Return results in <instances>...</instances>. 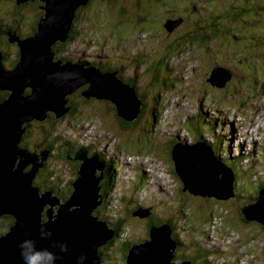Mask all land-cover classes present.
<instances>
[{
  "label": "rangeland",
  "instance_id": "obj_1",
  "mask_svg": "<svg viewBox=\"0 0 264 264\" xmlns=\"http://www.w3.org/2000/svg\"><path fill=\"white\" fill-rule=\"evenodd\" d=\"M114 1L118 3L123 0ZM125 1L126 7L123 5L120 6V10H123L121 12L125 14V18L122 19L120 17L122 21H120L118 25L115 24V22L117 23V18L120 14H118L116 10H108L103 13L102 10L99 9L101 4H103L102 7L105 4L108 7L110 1L95 0V2L85 8L83 12L79 11V17H81V19L79 20L78 17L75 20L76 27L74 30L76 33H74L69 40L61 42L63 46L54 53V58L63 60L61 57L71 56V58H74L76 54H81L87 56L86 59H91V56H96L101 59L104 65L108 63L110 68H117L118 65L123 66L125 68L122 72L124 75H128L130 79H134L135 75L139 77L136 87L139 92L151 100H148L151 105H157L159 103L161 106L162 103L163 109L156 124H154L153 127L146 126L145 119L141 117L140 119L136 118L128 121L130 124L126 127H122L123 123L121 120L125 119L118 116L115 105L111 101L106 98L90 97L88 102L79 101V106L74 112L69 113L66 111L58 117L54 115V120L50 119L47 121L42 119L43 124L41 125L40 123L32 124L31 127L28 128V134L25 136L24 143L28 145V147H31L32 152L38 153V151L34 149L37 147L36 144H41V149L39 147L37 148L40 150L46 149L53 154L54 158H45V166L53 170L58 177L60 175L62 181L60 183L61 188L64 186L63 184H66L64 181L73 179L68 168L74 169V166L67 163L65 157L62 156L63 150L61 148L63 145L72 147L73 149L80 145H87L89 147L87 150L90 155L96 152L99 153L100 150L105 149L111 151V148L115 146L114 152L119 163L122 177L118 178L116 175L115 181L117 182H115L108 191V197L110 196L111 200L114 199V204L110 203L108 208L114 210L115 205H118L124 217V229L123 231L120 230L114 242L104 249L108 259H106V262L102 261L100 264H125L124 254L126 250L124 249V245L126 243L124 244L123 241L132 242L134 244L142 242L148 237L150 227L149 219L132 214L138 204L151 206L152 218L154 221H165L167 218H170L171 221L176 224L171 227L173 233L181 240L183 239L184 243V246L175 250L176 260L178 262L180 261L179 257L188 252V249L190 255L195 253L192 256L199 259V263L194 261V264H208L207 262H210V264H220L223 262V259H216V255L212 257L206 255L203 257L204 253L203 255L197 254L195 251L196 246L191 243V240L196 241L197 238L190 239L188 237V235L196 233L198 226H208L215 223L218 224H215L214 231L220 226L219 223H222V225H225L223 235L225 237L231 235L238 241V245L234 250L241 253L243 256L238 260L237 264L247 263L246 259L250 260L255 256L258 257V261L262 262L264 259V230L259 226L261 224L256 221H242L241 207L253 201V197L257 195L256 191L261 189V185L259 184L264 181V156L259 160L258 158L261 156L260 152L262 150H257V146L264 147V93L261 88H259L257 94H248L249 100L247 98L246 104H244L242 100L236 99L232 110L228 111V109H225L226 105L216 101L218 97H220L219 100H221L222 98L225 99L226 96L230 98L228 96L230 93L235 94V92L240 93L241 91H245L242 94L240 93L239 96L244 98L247 89L240 86L243 81L236 80V82H233V77L227 80L224 87H218L209 82L211 71L214 68L220 67H214V63L218 61L217 56L219 52L207 51L204 45L197 41L190 46H184L181 53H179L178 50H174L173 53L169 54L162 50L166 45L168 47L170 44H173L175 36L173 33L174 31L169 32L164 27L172 11H174L176 15H186L188 7H192L193 4V6L196 7L199 0H175L160 5V12L156 13L153 10L154 16L152 17L157 18L153 20L151 17L153 20L152 24L154 27L156 25L157 29H161V31H157L156 34H150L144 27L141 28L142 31H139V27L136 24L140 22H132L130 19L136 12V9H134L135 7H130L132 3L128 0ZM201 1L207 3L211 0ZM220 1L222 0H217L218 3H220ZM258 1L260 6L257 8H264L261 7L262 5L264 6V0ZM15 3V0H0V18L7 19L11 15ZM152 9L153 8H151V10ZM144 11L142 14L145 13ZM26 13L27 9L21 8L12 14V16L18 18L17 27L20 33H24L27 29V26H25V28L24 25L20 26L21 22L26 23L28 21L23 15H26ZM261 15L264 16V13L262 12ZM258 16H260V13H258ZM177 18L180 17L177 16ZM263 23L264 20H260L259 25L264 26ZM152 24H150V27H147L151 28ZM146 25L148 24L141 23V26ZM135 27H138V29H134ZM3 35H5V33H0L1 39L4 38ZM129 35H133V37L130 38L129 41L124 42L123 37ZM215 41H220V39L215 38L214 41L211 42V45L212 43L214 44ZM206 47H208V45H206ZM0 48L3 49L6 54V60H4L5 68H11L14 66V62L16 63L19 59V55H17L18 51L20 53L18 45L17 47L13 45L12 47H5L1 42ZM236 49L241 52L244 51L239 44ZM140 51L144 53L146 59L149 58V60H146L144 64L141 63L137 67L134 62ZM151 51L153 52L150 53ZM159 56L164 58L168 57L166 61L172 69L169 71V74H173L174 72L173 79L177 78V85L175 84L169 87L168 90L164 85L158 84L160 81H153V79L150 78L149 74H151L152 71H145V66L151 61V58H159ZM233 59H235V56L228 54L224 55L221 61H232ZM222 62H220L221 65H223ZM248 62L253 65H258L261 71L260 73L264 77L263 57L256 55L252 56V58L248 59ZM239 63L242 64V62ZM226 67L228 66L226 65ZM159 92L161 93L158 96L156 104H154V99L152 100V98ZM233 96L235 98L237 97V95ZM77 98L79 99V97ZM200 111H204L210 119L217 118V121H221V129L226 128V126H223V119L230 118L234 121L237 126L238 137L233 140L232 147L242 144L241 150L243 149L244 153L245 149L253 144L256 155L252 156L251 160L256 163L261 161L259 165L254 163L256 169L255 176H257V178H253L250 182H248L246 178L247 170H241L243 171L242 175L239 170L238 173H236L234 168L230 166L234 174L233 192L235 195L226 200H218L213 196H195L183 191L181 189L179 177L173 173L174 163L169 158L171 144H173V136L180 135L188 137L187 134L193 136L192 129H194V125L200 127L198 121L201 119L196 115ZM193 115H195L193 121L187 120L189 116ZM73 126L77 128L72 129ZM45 129L47 133L43 134L42 131ZM73 134H75V136H70ZM44 145L51 146V148H47ZM127 152L129 155L138 153L148 155L149 158L145 157L141 159L140 164L141 167L145 168L149 173V178L146 180L148 182L146 188L149 193H145L143 191L144 188L141 187H129V184L136 179V172L139 173L141 170L140 165H137L135 159L130 157L128 158L129 162L126 160L125 155ZM221 160L225 162L224 159ZM61 162H63L64 165L66 164L67 170L66 167L60 165ZM244 165L246 166L245 162ZM251 176L250 174V177ZM52 177L54 178V176H51L49 181L54 183L55 180H53ZM42 180V177L37 176V181ZM36 184L38 185V182ZM247 184H251L253 189L252 193H250L251 190ZM42 191H44V189ZM160 194L163 197H161ZM218 201L221 202L219 205L222 206L220 210L216 209L214 205V203ZM211 207L212 211H214L213 214L217 211L225 216H223L224 218L222 219L212 216L213 222L204 223V220L210 215ZM223 209L229 210H226L224 214ZM98 213L100 216V212ZM152 222L153 221H151V223ZM219 234H221L220 231ZM209 238L211 243L215 242L214 239L211 237ZM221 245L224 250L226 245L223 243H221ZM232 245L233 242L231 243V246ZM236 254L235 252L229 253L230 257L225 260L236 262ZM202 257L204 258V262L201 259ZM211 259L212 261H210Z\"/></svg>",
  "mask_w": 264,
  "mask_h": 264
},
{
  "label": "water",
  "instance_id": "obj_2",
  "mask_svg": "<svg viewBox=\"0 0 264 264\" xmlns=\"http://www.w3.org/2000/svg\"><path fill=\"white\" fill-rule=\"evenodd\" d=\"M42 1L45 13L32 36L23 39L11 28H0V33L8 34V41L17 43L20 50L12 69L3 67L0 51V91L8 93L0 101V216L14 217L0 235V264H25L20 246L26 241H34L38 251L55 254L58 258L54 264H100L103 258L99 248L115 236L106 220L95 213L103 202L105 162L96 153L90 155L87 148L74 151L72 158L80 161L76 179L69 183L72 190L67 199L59 201L52 190L41 192L34 183L47 150L36 154L19 143L26 123L42 121L49 112L58 117L68 111L67 96L83 86L82 95L108 99L118 116L127 121L137 118L141 100L136 89L116 71L54 58L53 46L66 40L76 9L89 0ZM179 22L167 20L165 27L171 31ZM229 78L231 74L219 67L211 71L209 82L223 87ZM69 148L62 146V156L70 157ZM171 154L183 191L218 200L235 195L232 168L210 145L202 140L191 144L176 141ZM241 212L247 221L264 226V185ZM150 213L148 209L132 212L140 217ZM60 246H66V251H60ZM176 246L168 222L151 225L144 241L132 243L126 264H192L189 259L176 260Z\"/></svg>",
  "mask_w": 264,
  "mask_h": 264
},
{
  "label": "trees",
  "instance_id": "obj_3",
  "mask_svg": "<svg viewBox=\"0 0 264 264\" xmlns=\"http://www.w3.org/2000/svg\"><path fill=\"white\" fill-rule=\"evenodd\" d=\"M98 1H101V0H98ZM107 1H110V3L107 2L110 5H108L107 7L106 4L104 3L105 5L102 7L103 4H101L99 6V9H101L103 13L108 10H116L117 13L120 14V16L117 18L118 19L117 23L115 22L117 19L114 22L115 24L118 25V23L122 21L120 17L122 19L125 18L124 17L125 14L121 12L123 10H120L121 9L120 6L122 5L125 6L126 1L123 0L118 3H116V1L114 0H107ZM128 1L132 3L130 7L132 8L135 7L134 9H136V12L134 13L133 16L130 17V19L132 22L133 21L140 22L139 24L138 23L136 24L139 27V31H142L141 28L144 27L147 32H150V34H156V32L161 31V29L160 30L157 29V26L155 25L154 27L152 24L153 20H155L154 18H157V17H154V18L152 17L154 16L153 10L156 13L160 12L161 11L159 9L161 7L160 5H164V4L170 3L171 1H175V0H142V1L141 0H134V1L128 0ZM93 2H95V0H90L89 3L81 7H84V6L87 7ZM193 5L190 8L188 7V10H187L188 12L186 13V15H182V16L176 15L175 12L172 11V14L170 18H168V20L176 19L177 16H179L180 18H177V19H180V22L177 24L179 26L176 25L171 30V31H174L173 33L175 34L174 39H173V44H170L168 47L166 45V47L162 50L168 52L169 54L173 53L174 50H178L179 53H181L183 51L182 48H184V46H190L193 43H195V41H197L198 43H202L207 51H215V53L219 52L217 56L218 61L214 63V67L216 66L223 67L231 74V78L233 77L232 78L233 82L234 81L236 82V80H240L241 82L243 81L240 86H243L242 88L247 89L246 95L244 98L242 96L241 97L239 96H240V93L242 94L245 91H241L240 93L235 92V94L230 93V95H228L230 98H227L226 96V98L224 97L225 99L222 98L221 100H219L220 97H218L216 101L221 102L222 104L226 105L225 109H228V111L232 110L236 99L242 100V102L246 104L248 94H257V90L259 88H261L262 92L264 93V77L261 75L260 73L261 71L259 70L258 65H253L252 63L248 62V59L252 58V56H255V55L264 58V35H263L264 26L259 25L260 20H264V16L261 15L262 12L264 13V8L262 9L257 8L258 6H260L259 1L258 0H222L220 1V3H218L217 0H211L206 3V2H202L201 0H199V3L197 4L196 7ZM150 7L153 9L151 10ZM261 7H264V6L262 5ZM77 10H76V13H77ZM143 11L145 12L144 14H142ZM258 13H260V16H258ZM78 17H79V13L77 15V18ZM151 17L153 18V20ZM78 19L80 20L81 17H79ZM141 23L148 24V25L141 26ZM150 24H152L151 28H148L147 26L150 27ZM138 27H135L134 29H138ZM164 27H165V24H164ZM72 29L73 27H71L68 33V36H69L68 40L74 34V32H72ZM215 38H219L220 41H215V43L214 44L212 43L211 45V42L214 41ZM238 44L241 47V49H244L243 52L236 49ZM61 45L62 43L58 42V44L54 46V49L56 51L57 49L60 50ZM206 45H208V47H206ZM152 52L153 51H151L150 53ZM139 53L140 54L137 55L136 60L134 62L135 66L137 67L141 63L144 64L146 60L147 61L149 60V58L146 59V56L144 55V53H141V51ZM228 54L235 56V59H233L232 61L222 62L221 59L223 58V56L228 55ZM61 58H63L64 61H67L70 59L66 56L61 57ZM167 59L168 57L164 58L160 56L159 58L158 57L151 58V61L145 66V71H152V73L149 74L150 78L153 79V81H160L158 84L164 85L166 89L168 90L169 87H172L175 84L177 85V78L173 79L174 72L173 74L172 73L169 74V71L172 69L171 67H169L170 65L168 64V62L163 63L164 60H167ZM74 61L85 63V65L87 66L96 65L97 67H100L104 71H113V72L116 71L117 75L123 81H125L126 83L130 82L129 84L136 89V93L141 100L140 112L137 118L138 119H140L141 117L144 118L146 121V126H149V127H153L154 124H156L157 120L161 116V111L163 109L162 103H161V106L159 103L157 105H151L149 103V101L151 100L138 91V88L136 86L138 84L137 80L139 79V77L135 75L134 79H129V80L125 79L123 78L124 74L122 73L125 70L123 66L118 65L117 68H110L108 63L104 65L101 59H98V58L93 59V60L86 59V58H76ZM220 62H222L223 65H221ZM239 62H242V64H240ZM226 65L228 67H226ZM84 88L85 86L75 91V93L67 96V100H68L67 106L70 107L68 111L69 113L77 110V107L79 106L78 105L79 101L88 102L90 100V98H86L85 96L82 95V90ZM160 93L161 92H159L154 98H152V100L154 99L153 100L154 104H156ZM7 94L8 93L6 91H0V101H2V99H4L7 96ZM233 95H237V97L235 98ZM77 97H79V99ZM196 115H198L201 120L198 121V123L200 124V127L197 125L196 126L194 125V129H192L193 136L189 134H187L188 137L174 135L173 141H179V142L188 143V144H191L198 140L205 141L208 145H210L214 149L215 155L219 159H224L225 163L228 166H231L232 168H234L236 173H238V170H239L242 174L243 171L241 170H247L246 178L248 182H250L253 178H257V176H255L256 169L254 165V163L256 162H253L251 160V157L256 155V152L253 148L254 145L252 144L250 147H247L244 153H243V149L241 150L242 144H240L239 146L232 147L233 140L237 139L238 137L237 136V126L235 122L232 121L230 118L223 119V126H226V128L221 129V121H217L218 120L217 118L215 119L208 118L207 114L204 111H200ZM194 117L195 115L189 116L187 120L193 121ZM50 119L51 120L55 119L53 114L51 115V118L47 116V121ZM121 121L124 124V125L122 124V127L123 126L126 127L128 124H130V122H128L127 120H121ZM37 123H40V125L43 124V122L36 121V120L25 124L26 126L25 132L23 134V138L21 142L19 143L20 146L31 149V147H28V145L24 143L25 136L28 134V128H30L32 124H37ZM42 132L43 134L47 133L46 129L43 130ZM46 141L48 142L47 139ZM36 146L41 149V144H36ZM44 146L51 148V146H46V145ZM37 147H35V149L39 150V148ZM258 149L262 150L260 152L261 156H259L258 158L260 160L262 156H264V147L257 146V150ZM111 154L112 155H110L106 150H100V152L98 153L99 158L105 162L106 166L104 169L105 177L101 182L102 184L101 193L103 196L102 198L103 202L97 208V210H95V213L99 215L98 212H100L101 214L100 217L101 218L103 217L104 220L108 222V225L112 227L116 231V234H117V235L115 234V236L111 240H109L107 244L99 248L100 254L103 258L102 261H105V262H106V259L108 258L106 256V252L104 251V249L108 247L109 245H111L114 242L115 238L118 237V232L120 230L123 231L124 229L123 228L124 227V217L120 209L118 208V205L117 204L115 205L114 210H110L108 208V205L110 203L114 204V199L111 200L110 196L108 197L109 195L108 191L112 188V186L116 182L115 178H116L117 172L119 173L120 171V169L118 168V161L116 159L115 153H111ZM106 155L108 157H106ZM169 158L173 162L171 153H169ZM244 162L246 166L244 165ZM259 162L261 163V161ZM259 162L256 164L259 165L260 164ZM79 163H80L79 161H76L75 165L78 167ZM116 165L118 169L116 168ZM173 168H174V164H173ZM140 169L141 171L137 173L136 179H134L130 183V186L133 188L134 187L145 188V193H149L148 189L146 188L148 186V182L146 180L149 178V173L145 171L141 166H140ZM76 170L77 168L74 170L75 176H76ZM173 173L174 175L177 176L174 169H173ZM250 174L252 175L251 177H250ZM37 176L42 177L43 180L37 181ZM51 176H54V178L52 177V179L55 180L54 183L52 181H49ZM37 182H38V185L36 184ZM61 182L62 181H61L60 175L59 177L55 175L54 171L49 169L47 166H43L42 168H40L37 174L35 175V185L40 186L41 189H50V190L56 191L58 189H61L60 187ZM64 182L66 184L62 183L64 185L62 186L63 187L67 186L68 188V182L67 181H64ZM247 185L249 189L251 190L250 193H252L253 189L251 187V184H247ZM259 185H261L260 188L263 187L264 181H262V183H260ZM181 189H182V183H181ZM71 190L72 188L70 185L69 189L67 190V193H68L67 196L69 195ZM258 191L256 192L258 193ZM67 196L64 195L62 197L65 198ZM160 196L163 197L161 194ZM254 199L255 197H253V200ZM219 203L221 202L218 201L214 203L216 209L218 210L222 209V206L219 205ZM140 207L146 208L147 206L138 204L137 207H135L134 211L138 210ZM226 210H229V209H223L224 214ZM213 212L214 211H212V207H211L210 215L207 219H205L206 221L204 220V223L213 222L211 218L212 216L219 217L220 219L224 218L223 216H225L221 212L218 213L216 211L215 214H213ZM152 217H153L152 211L149 215L145 216V218L149 219V226L154 225V224H160L163 222H168L171 227L176 225L171 221L170 218H167L165 221H154ZM241 220L247 222V220L244 218L242 213H241ZM151 221L153 222L151 223ZM13 222H14V217L12 215L6 214V215L0 216V235L5 233ZM208 226H211V225H208ZM222 226L225 227V225H222ZM259 226L264 230L263 225H259ZM209 229L211 230V228L207 226H198L196 229V233L193 234L194 236L188 235L190 239L197 238L196 241L191 240V243L196 246L195 247L196 253L199 255H203L204 253L203 257H205L206 255H210V257L216 255L215 258L218 260L223 259V262H226L225 264H237L238 260L243 256L241 253H238L236 252V250H234L236 247L234 242H236L237 240L232 239L230 241H227V238L223 234L222 235L219 234V231L220 232L222 231L220 226H218L214 232L210 231ZM210 232H213L214 234L210 235ZM209 237L214 239L215 242L211 243ZM173 240L175 242V245L177 244V246L175 247L176 248L175 250H178L179 248L184 246V243L177 236L174 235ZM231 241L233 242L232 246H231V243H232ZM123 243L124 244L126 243L124 245L125 246L124 249L126 250V253L124 254V260L126 264V255H127L129 248L132 245V242L123 241ZM221 243L226 245L224 250L222 248ZM187 251L189 252V249ZM188 252H186L180 258H183V259L187 258V259H190L192 262L197 261V263H199V259H197L195 256H192L195 253L190 255ZM231 252L237 253L235 255L237 259L236 262L231 261V260H227V261L225 260L228 257H230L229 253ZM263 252H264V247H263ZM203 257L201 259L204 262ZM256 260H257V256H255L254 258H251L250 260L246 259L247 263H243V264H263L264 263V259L262 262H257ZM210 261H212V259ZM208 264H210V262Z\"/></svg>",
  "mask_w": 264,
  "mask_h": 264
},
{
  "label": "flooded vegetation",
  "instance_id": "obj_4",
  "mask_svg": "<svg viewBox=\"0 0 264 264\" xmlns=\"http://www.w3.org/2000/svg\"><path fill=\"white\" fill-rule=\"evenodd\" d=\"M15 2L16 3L14 4V9L12 10L11 15L7 18L8 20L0 18V27H4V29L11 28L15 32H17V34L19 36H21V37L33 35L36 32V30H37V25H38L39 20L44 15V9L42 8V5L44 3L41 0H27V1L23 2V3H17V1L15 0ZM87 7H85V6L84 7H80L77 10V13L75 14V17H74V20H73L72 32L76 33V31L74 30L75 27H76V24H75L76 21L75 20L77 19V15H78L79 11L83 12L84 9L87 8ZM21 8L27 9L26 15L25 14H23V15L25 16L24 17L25 19H28V21L26 23L21 22V24H20V26L24 25V28H25V26H27V29L25 30L24 33H20L19 30H18V27H17L18 18L15 17V16H12V14L14 12H16V10H20ZM3 37H4L3 39H1V37H0V44L2 42V45H4L5 47H12V45L17 47L16 43H10V42L7 41V35L6 34L3 35ZM132 37H133V35H129V36L123 37L124 42L129 41L130 38H132ZM62 46L63 45H61L60 47H62ZM1 50L4 51L3 49H1ZM57 51H58V49H57ZM139 54L140 53H138L137 55H139ZM17 55H19V51L17 52ZM93 59H95L94 56H91L90 60H93ZM166 62L167 61L164 60L163 63H166ZM14 64H15V62H14ZM123 78L128 79V80L130 79L126 75H123ZM47 155H48L49 158L53 157V155L49 151L47 152ZM65 160H66V162L70 163L71 166L72 165L74 166L73 172H75L74 171L75 170V166H76L75 164H76V161H78V160L72 158V156H70L69 158L65 157ZM69 186L70 185H68V188H67V186H65V187H63L61 189H58L57 191H53V193L55 195H59V196H64V195L67 196V194H68L67 190L69 189Z\"/></svg>",
  "mask_w": 264,
  "mask_h": 264
},
{
  "label": "clouds",
  "instance_id": "obj_5",
  "mask_svg": "<svg viewBox=\"0 0 264 264\" xmlns=\"http://www.w3.org/2000/svg\"><path fill=\"white\" fill-rule=\"evenodd\" d=\"M42 1V0H41ZM90 1V0H89ZM89 1H88V3H89ZM23 2H25V1H23ZM22 2V3H23ZM43 2V1H42ZM44 3V2H43ZM86 5V4H85ZM81 6H83V5H81ZM81 6H79V7H81ZM78 7V8H79ZM77 8V9H78ZM76 9V10H77ZM44 13H45V11H44ZM75 14H76V11H75ZM75 17V16H74ZM73 20H74V18H73ZM72 25H73V22H72ZM72 27V26H71ZM71 29V28H70ZM70 29H69V31H70ZM16 34H17V32H16ZM7 35V38H8V34H6ZM18 35V34H17ZM19 36V35H18ZM30 36H32V35H30ZM19 37H21V36H19ZM27 37V36H26ZM69 37V36H68ZM68 37L66 38V40H68ZM14 43V42H13ZM58 43V42H57ZM56 43V44H57ZM17 44V43H16ZM55 44V45H56ZM54 45V46H55ZM54 46H53V50H54V52H56V50L54 49ZM0 51L3 53V62H4V60H6L5 59V53H4V51H2L1 49H0ZM87 56H85V55H81V54H76V56L74 57V58H71V56H68V58H70L69 60H67V61H71V62H78V63H82V62H79V61H74L76 58H86ZM94 58H96V56H94ZM98 58V57H97ZM99 59V58H98ZM62 60V59H61ZM63 62H65L64 60H63ZM85 64V63H84ZM15 65V64H14ZM87 66V65H86ZM90 66H95V67H97L96 65H90ZM13 67V66H12ZM98 68H100V67H98ZM100 70H102V71H104L103 69H101L100 68ZM128 76V75H127ZM120 78V77H119ZM121 79V78H120ZM125 82V81H124ZM77 91V90H76ZM84 96V95H83ZM87 98V97H86ZM67 102H68V100H67ZM69 109H70V107H69ZM69 111V110H68ZM52 112H49V114H48V116L51 118V114ZM53 115H54V113H53ZM32 121H34V120H32ZM40 122H42V121H40ZM176 141H173V144L175 143ZM178 142V141H177ZM173 144H171L172 146H173ZM172 146H171V150H172ZM80 147H84V148H89L87 145H80V146H77L75 149H72V155H73V153H74V151H76L78 148H80ZM115 147V146H114ZM114 147H112L111 148V151H107V149H105L110 155H112L111 153H115L114 152ZM22 148H24V147H22ZM25 149H28V150H32V149H30V148H25ZM36 151H38V154H40V149L38 150V149H35ZM93 154H95V153H93ZM96 154H98V152H96ZM126 156V160L129 162V160H128V158H132V159H135L136 161H137V165H140L141 166V164H140V160L141 159H144L145 157L146 158H149L148 157V155H146V154H143V153H138V154H134V155H129L128 154V152H127V154L125 155ZM65 157V156H64ZM106 157H108L107 155H106ZM131 159V160H132ZM79 161V160H78ZM80 162V161H79ZM117 168V167H116ZM118 168L120 169V167H119V163H118ZM117 168V169H118ZM145 171H147L145 168H143ZM150 169V168H149ZM141 170V169H140ZM148 172V171H147ZM119 174H120V176H119ZM117 176H118V178H120V177H122V175H121V170L119 171V173L117 172ZM135 176H137V172H136V174H135ZM35 182V181H34ZM117 182V181H116ZM129 187H130V184H129ZM45 190V189H44ZM144 190H145V188H144ZM210 228H211V230L210 231H213L214 232V228H215V224H213V225H211V226H209ZM213 232H210V235H212V234H214ZM175 234L173 233V229H172V237L174 236ZM182 242H183V239L181 240ZM21 256H22V258H23V260H24V262H25V264H54V262H55V260L58 258L55 254H53V253H51V252H49V251H47V250H44V251H38V250H36L35 249V242L34 241H26V242H24V243H22L21 244ZM60 251H66V246H60ZM212 257V256H211ZM258 258V257H257ZM81 260H83V257H81L80 258ZM177 259V258H176ZM183 258H180L179 257V260H182ZM184 259H187V258H184ZM190 260V259H189ZM257 262H260V261H258V260H256ZM207 263H209V262H207ZM192 264H194L193 262H192ZM216 264H218V263H216ZM264 264V263H263Z\"/></svg>",
  "mask_w": 264,
  "mask_h": 264
},
{
  "label": "bare ground",
  "instance_id": "obj_6",
  "mask_svg": "<svg viewBox=\"0 0 264 264\" xmlns=\"http://www.w3.org/2000/svg\"><path fill=\"white\" fill-rule=\"evenodd\" d=\"M240 3V2H239ZM205 4V3H204ZM207 8V7H206ZM211 19V18H210ZM198 20V19H197ZM209 20V19H208ZM214 21V20H213ZM26 37V36H25ZM25 37H22L23 39L25 38ZM8 40V39H7ZM130 50V49H129ZM132 55V54H131ZM133 56H135V55H133ZM3 67L5 68V66L3 65ZM5 69H12V68H5ZM201 85V84H200ZM44 120H47V117L44 119ZM72 128V127H71ZM74 128H77L76 126H73V128L72 129H74ZM59 135V134H58ZM70 136H75V134H73V135H70ZM79 136H81V135H79ZM22 147V146H21ZM48 148V147H47ZM72 147H70L69 148V154H70V156H72ZM48 152V151H47ZM47 152H46V157H48V155H47ZM71 152V153H70ZM34 153V152H33ZM36 153V152H35ZM36 154H38V153H36ZM102 161V160H101ZM104 162V161H103ZM45 161L43 160V166H45ZM60 165L62 166V167H66V164L64 165L63 164V162H61L60 163ZM42 166V167H43ZM105 166H106V164H105ZM61 167V168H62ZM66 170H67V167H66ZM68 170H70V172H71V174H72V176H73V179L72 180H67V182H68V185H69V183H73V181L76 179V176L74 175L75 174V172H73V170L71 169V168H68ZM68 177V176H67ZM39 189H40V191L41 192H43L42 190L43 189H41L40 188V186H39ZM48 190H50V189H48ZM107 190V189H106ZM54 190H52V192H53ZM144 192H145V190H143ZM54 194V193H53ZM55 195V194H54ZM57 196V198H58V200L60 201V200H64V199H67V197H65V198H63L62 196H59V195H56ZM101 205V204H100ZM141 208V210H143V209H148V210H150V212H151V206H147L146 208H142V207H140ZM139 208V209H140ZM104 219V218H103ZM106 223H107V225H108V222L106 221ZM215 224H218V223H215ZM220 224V228H221V234L220 235H222L223 234V232H224V229H225V227L224 226H222V223H219ZM109 226V225H108ZM207 227H209V226H207ZM109 228H111L112 230H114L112 227H110L109 226ZM210 230V229H209ZM218 230H220V229H218ZM115 231V230H114ZM115 234H116V231H115ZM117 235V234H116ZM227 241H230V239L232 240V239H234L231 235H228L227 237ZM234 244L237 246L238 245V241H236V242H234ZM226 262H221L220 264H225Z\"/></svg>",
  "mask_w": 264,
  "mask_h": 264
}]
</instances>
